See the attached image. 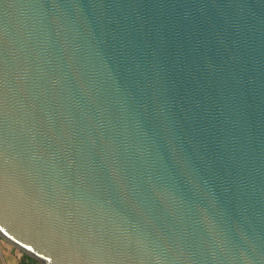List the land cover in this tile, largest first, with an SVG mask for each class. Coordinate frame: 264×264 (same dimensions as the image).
<instances>
[{
  "label": "water",
  "instance_id": "water-1",
  "mask_svg": "<svg viewBox=\"0 0 264 264\" xmlns=\"http://www.w3.org/2000/svg\"><path fill=\"white\" fill-rule=\"evenodd\" d=\"M0 234L264 264V0H0Z\"/></svg>",
  "mask_w": 264,
  "mask_h": 264
},
{
  "label": "rangeland",
  "instance_id": "rangeland-1",
  "mask_svg": "<svg viewBox=\"0 0 264 264\" xmlns=\"http://www.w3.org/2000/svg\"><path fill=\"white\" fill-rule=\"evenodd\" d=\"M24 254L32 257L24 249L13 244L0 234V264H20V259L24 257ZM34 260L35 261H28L26 259L25 261L26 264H42L39 259L34 258Z\"/></svg>",
  "mask_w": 264,
  "mask_h": 264
},
{
  "label": "trees",
  "instance_id": "trees-1",
  "mask_svg": "<svg viewBox=\"0 0 264 264\" xmlns=\"http://www.w3.org/2000/svg\"><path fill=\"white\" fill-rule=\"evenodd\" d=\"M23 256H24V257L20 259V264H26V261H25L26 259H27L28 261H29V260H30V261H35L34 258H32V257H30V256H28V255H26V254H24Z\"/></svg>",
  "mask_w": 264,
  "mask_h": 264
}]
</instances>
